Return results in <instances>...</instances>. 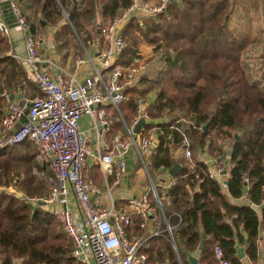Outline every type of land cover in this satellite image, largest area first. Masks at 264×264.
<instances>
[{"label":"trees","instance_id":"1","mask_svg":"<svg viewBox=\"0 0 264 264\" xmlns=\"http://www.w3.org/2000/svg\"><path fill=\"white\" fill-rule=\"evenodd\" d=\"M131 3L20 0L28 22L36 24L35 35L47 26L57 28L54 41L64 59L82 54V45L90 40L100 42L101 30ZM234 5L235 0H169L164 10L143 21L133 18L121 32L126 48L116 64L132 63L141 55V44L158 56L155 65L151 62L125 91L120 109L129 120L137 98L154 94L150 115L166 120L158 121L160 145L158 153L147 159L149 171L155 177L159 169L182 163L172 184L159 191L172 234L148 236L141 217L131 215L129 236L149 237L141 247L148 256L144 264H180L179 257L183 264H191L190 255L202 242L199 264H220L217 246L229 264H244L240 247L253 262L263 254L264 89L250 80L242 63L251 40L228 25ZM10 50L9 39L0 36V122L5 90L15 93L21 87L26 91L38 87L27 79L21 62L8 54ZM261 59L264 64V45ZM107 109L113 119L111 138L122 121L113 105ZM200 122L205 123L202 128ZM180 130L190 139L191 161L175 157L181 146ZM39 156V146L31 139L0 150V186L13 185L29 197L48 195V181L55 174L49 161L42 164ZM203 156L227 171L225 188L218 178L210 177V163ZM94 172L99 173L97 167ZM0 264L82 263L73 255L72 242L53 209L4 188L0 190Z\"/></svg>","mask_w":264,"mask_h":264},{"label":"built area","instance_id":"2","mask_svg":"<svg viewBox=\"0 0 264 264\" xmlns=\"http://www.w3.org/2000/svg\"><path fill=\"white\" fill-rule=\"evenodd\" d=\"M9 1L25 32L27 79L35 82L40 91L27 107L13 102L7 90L2 93L7 109L0 122V150L31 139L39 146V161H49L55 174L48 195L29 197L22 193V197L35 204L54 207V214L72 242L73 255L82 264H144L148 256L141 252V247L149 237L129 236L131 215L141 217V227L148 236L165 231L172 234L159 191L172 184L173 176L170 168H166L163 177H153L147 162L148 157L159 150L158 121L166 119H153L150 103L142 97L136 101L131 121L125 119L119 104L137 77L149 70L151 61L143 55L135 57L130 64L115 61L126 48L121 34L123 28L133 18L143 21L161 12L169 0H132L128 8L113 18L101 30L97 56L76 57V72L87 63L93 71L86 80L80 79L76 72L54 74L50 71L51 61L40 55V39L30 33V23L19 0ZM9 33L8 24L0 19V36ZM108 104L117 110L124 128V133L118 132L111 138L113 122ZM84 115L90 116V125L85 130L79 123ZM141 119L146 122L135 132ZM149 123L154 126H147ZM204 124L200 122L199 128ZM180 132L182 156L191 161L190 139L184 130ZM130 155H133V163L136 161L143 168L148 185L131 196L125 206L118 207L114 190L128 174ZM90 158L102 169L104 187L86 175ZM202 160L210 163V177L218 178L225 188L228 174L223 166H214L211 158ZM4 188L21 193L9 186L0 190ZM174 247L177 249L175 243ZM216 256L220 264H229L220 246L216 248ZM247 260L244 264L251 263L250 257Z\"/></svg>","mask_w":264,"mask_h":264},{"label":"crops","instance_id":"3","mask_svg":"<svg viewBox=\"0 0 264 264\" xmlns=\"http://www.w3.org/2000/svg\"><path fill=\"white\" fill-rule=\"evenodd\" d=\"M237 1L238 0H235L234 9L232 11V14L229 17L228 25L237 34H241V35H245V36L249 37L250 35H247V33L240 31L241 27H242V19L239 21V24L238 23L234 24L235 28H233L230 25V22L233 21L232 19L236 20V14H237V10H238ZM249 1L250 0H248V3H249ZM19 2H20V0H19ZM246 9L250 10L251 6L246 7ZM248 14L249 13L247 12V15ZM0 19L5 21L10 28V33L8 35H6V37L9 39V42L11 43V50H10V52H8V54H12L15 58H17L21 62L23 70L28 72V69H29L28 64L25 61V56H26L25 32L22 29V27H21V25L17 19L16 14L13 12L9 0H0ZM56 29L57 28H55V27L53 28V27L47 26V27L42 28L40 30V32L36 35L37 37H39L40 42H41L40 48H39V53L43 58L50 59L51 65H49V69L54 74H58V73L69 74V73L76 72L75 71L76 57L79 55L86 56L87 58H89V56L90 57L91 56L92 57L97 56V51L99 49L97 44L99 41L93 39V40L88 41L87 46L82 45L83 46V53L82 54H78L76 57L69 56L66 59L62 58L61 54L57 50V46H56V43L54 41V33H55ZM262 49H263V47H262ZM141 50H142L140 53L141 55L148 57V58H151L150 56L152 55V53H150L148 50H145L142 48H141ZM95 62L97 63V59H95ZM92 72L93 71L91 70L89 63H87V64L83 65L81 67V70L76 72V73L80 79L86 80V79H88V77H90V73H92ZM262 88L264 89V87H262ZM26 89H27L26 87L25 88L21 87V88L17 89L15 91V93L10 92L11 100L17 104H20V105L27 107L29 105L30 99L33 96H35L37 93H39V91H38L37 86L34 88H31L28 91H26ZM139 97H142V98L148 100L150 103V105H149V108H150V106L152 105L153 99H154V94H150L147 97H143V96H139ZM6 109H7V103H6V106L4 107V112H6ZM108 112L111 115V112L109 110H108ZM133 116H134V114H133ZM131 119H129V120L126 119V120L131 121ZM112 122H113V119H112ZM83 125H86V126H83ZM89 125H90V116L89 115L82 116L80 119L81 129L85 130L89 127ZM119 133H124L123 122H122L121 128L119 130ZM181 152H182L181 149L178 148L175 151V157L178 160H185V158L182 156ZM203 158H206V157L203 156L202 159ZM133 162H134L133 155H130L128 174L126 175V177H124L122 183L114 190V197H115L116 204L118 207L125 206L127 204V200L131 196L135 195L142 187L145 188L148 185V182L146 181L147 176L145 174L143 176V179H141L137 176V174L141 171L140 169H138L140 164L136 161H135V163H133ZM179 163H181V162H179ZM95 167H97L99 170V173L97 175L94 172ZM86 175L88 177L93 178L98 183L99 186L104 187L105 181H104V175H103L102 169L99 166V164L96 162V160H94L93 158L89 159V163H88V166L86 168ZM156 176L158 178L164 176V172H163L162 168L155 172V177ZM261 250L263 253L261 258L257 262H253L251 259V263H249V264H264V239L261 242ZM192 255H195V254H192ZM247 259H248V256L244 257L243 262L247 263L248 262ZM179 262H180V264H183L180 257H179Z\"/></svg>","mask_w":264,"mask_h":264},{"label":"rangeland","instance_id":"4","mask_svg":"<svg viewBox=\"0 0 264 264\" xmlns=\"http://www.w3.org/2000/svg\"><path fill=\"white\" fill-rule=\"evenodd\" d=\"M151 1L154 2L157 0H151ZM237 5H238V10L236 14V20L232 19L233 21L230 22V25L233 28H235L234 24L237 23L239 24V21L242 19V27L240 31L247 33V35H250L249 36L250 38L249 37L248 38L251 40V43L249 44L248 48L245 50L243 54L242 63L248 73L250 80L253 82H257L261 87H264V76H263L264 64L261 59L262 47L264 44V0H250L249 3L248 0H238ZM245 6L246 7L251 6V9L247 10ZM247 12L249 13L248 15ZM140 47L148 51L150 48V47L148 48V46H146L145 44H141ZM155 54L156 56L150 54L152 67L155 65L156 58L158 56L157 52H155ZM45 161L47 160L42 159L41 163L43 164ZM138 169H140L141 171L137 174V176L143 179V176L145 174L144 170L143 168H141V166H139ZM33 170L35 173H38L37 167H34ZM48 183L50 189V179ZM10 187H12V189H14L15 191H18L13 185H10L9 188ZM49 207L51 209L54 208L52 206Z\"/></svg>","mask_w":264,"mask_h":264},{"label":"water","instance_id":"5","mask_svg":"<svg viewBox=\"0 0 264 264\" xmlns=\"http://www.w3.org/2000/svg\"><path fill=\"white\" fill-rule=\"evenodd\" d=\"M172 1V0H170ZM30 33L35 34L36 33V24L32 23L30 24ZM146 122L145 119H141V121L139 122V124L135 127V132H139L142 125ZM207 127V125L205 126V128ZM237 138L239 137L238 135L236 136ZM182 169V164L179 162H176L171 168H170V173L172 174L173 177H175ZM15 195L19 198L22 197V193H15ZM42 205H45L44 203H42ZM203 246H204V242H202V244L200 245L199 249L197 250L195 255H190V261L192 264H199V255L202 253L203 251ZM239 252V256L241 258L245 257V251L243 247H240L238 249Z\"/></svg>","mask_w":264,"mask_h":264}]
</instances>
